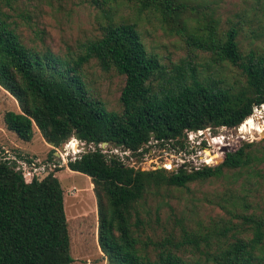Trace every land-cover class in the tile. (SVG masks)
Returning <instances> with one entry per match:
<instances>
[{"label": "trees", "instance_id": "trees-1", "mask_svg": "<svg viewBox=\"0 0 264 264\" xmlns=\"http://www.w3.org/2000/svg\"><path fill=\"white\" fill-rule=\"evenodd\" d=\"M15 1L0 0V86L19 107L6 111L4 119L25 141L37 129L52 146L49 160L67 135L76 132L85 145L121 143L119 147L136 156L149 150L152 139L158 146L186 148V131L236 127L251 116L254 106L264 103V51H242L239 28L231 25L219 32L218 20L211 15L204 27L190 22L188 0H92L105 13L106 22L101 34L77 54L54 51L43 40L41 45L26 43L16 20L23 12L17 10ZM115 2H134L139 10L156 12L163 23L209 50L216 65L237 68L238 80L230 83L223 76L202 75L191 61L183 59L168 68L157 53L147 49L135 23L112 19ZM91 57L105 70L114 69L123 76L118 108H110L90 84L84 65ZM248 147L227 153L220 164L192 170L184 164L170 172L159 170V176L168 185L184 187L193 180L220 176L225 167H250L256 156ZM19 154L15 155L24 157ZM62 167L86 174L94 184L99 243L113 263L264 264V258L254 251L263 240V220L248 216L245 220L252 224V239L237 238L209 248L203 251L205 258L184 257L187 245L200 247L199 239L185 227L179 238L165 237L156 243L154 254L136 253L132 223L144 224L136 201L143 197L144 181L152 179L151 172L138 171L118 154L94 144L42 179L20 169L13 159L0 160V264H71L64 191L55 175Z\"/></svg>", "mask_w": 264, "mask_h": 264}, {"label": "rangeland", "instance_id": "rangeland-1", "mask_svg": "<svg viewBox=\"0 0 264 264\" xmlns=\"http://www.w3.org/2000/svg\"><path fill=\"white\" fill-rule=\"evenodd\" d=\"M188 1L192 7L188 12L193 24L204 27L211 15L218 20L219 32L231 25L239 28L237 38L242 51L249 48L264 51V0ZM15 5L19 12H23L16 16L23 40L38 45L43 40L59 53L84 52L85 44L101 34L102 24L106 22L105 13L92 0H16ZM111 10L114 21L136 24L147 49L157 53L168 68L183 59L191 61L202 75L223 76L230 83L238 80L237 68L216 65L209 50L193 44L186 34L182 35L163 23L156 12L139 10L134 2L112 3ZM84 67L92 87L106 99L110 108H118L123 76L114 69L105 70L96 57H91ZM8 110L18 111L19 107L16 99L0 86V154L4 147L9 151V158L15 160L23 171L28 173L29 170V174L65 166L74 155L93 147L72 134L55 148L59 155L54 151L53 159L49 160L47 156L52 146L44 141L37 129L31 140L19 139L5 122L4 114ZM260 126L264 127V103L258 106L254 115L236 127L208 126L196 132L186 131L188 149L196 146L195 153L158 146L152 139L148 143L149 150L142 156L127 158L129 153L123 148L108 143L104 151L118 154L138 171L151 172L152 179L144 181L143 197L136 201L137 214L144 224L136 226L132 223L135 234L133 250L139 255L154 254L156 243L165 237L179 238L185 227L199 239L200 247L187 245L184 257L205 258L203 251L209 248L214 250L237 238L252 239V224L245 220L246 216L262 219L264 232V130L259 131ZM203 142L204 147L201 146ZM247 144L250 147L246 150L256 156L250 167H225L220 176L193 180L184 187L168 185L159 176V170L170 172L182 164L192 170L200 167L206 159L212 164H220L227 153ZM25 157L31 158L32 163ZM55 175L64 191L71 264H116V261L111 262L107 250L99 243V214L90 177L66 167L56 171ZM135 219L132 215L131 222ZM254 251L264 258V235Z\"/></svg>", "mask_w": 264, "mask_h": 264}, {"label": "built area", "instance_id": "built-area-1", "mask_svg": "<svg viewBox=\"0 0 264 264\" xmlns=\"http://www.w3.org/2000/svg\"><path fill=\"white\" fill-rule=\"evenodd\" d=\"M256 109H258V106H254V107H253V111H252V114H253V115H254V112H255ZM252 114H251V115H252ZM200 130H202V129H197V128H196L195 130L192 129V130H188V131H194V132H196V131H200ZM188 131H187V132H188ZM187 132H185V134H184V135H185V136H184V137H185V141H186V144H187V145H186V148H177V146H176V147H173L174 149L176 148L175 151H178V152H184V153H185V152H186V153H195V152H196V149H197V148H195L196 146H193V147H191L190 149H188V143H187L188 135H187ZM153 141H155V140H153ZM154 143H156V141H155ZM204 143H205V142H203V144H202L201 146L204 147V146H205ZM200 144H201V142L198 143V145H200ZM149 146H150V145H149ZM165 147L168 148L167 146H165ZM72 148H73V147H72ZM169 148L171 149L172 147H169ZM9 150H10V149H9ZM73 150H74V149H73ZM76 150H79V148H78L77 146H76ZM76 150H74V151H76ZM84 150H85V149H84ZM84 150H83V151H84ZM3 151H4V152H1V154H0V160L3 159V158H9V156H8L9 151L6 150L4 147H3ZM10 151H11V150H10ZM123 151L128 152L129 154H127V155H129V157L132 156V155H130L131 152H130L129 150H124V149H123ZM110 152H112V151H110ZM113 153H114V152H113ZM143 154H144V153H143ZM77 155H78V154L74 155V157H73L72 159H74ZM10 159H11V158H10ZM31 163H32V162H31ZM202 163H203V164H202ZM202 163H201V164L204 165V164H212L213 162H210L209 159H206V160H203ZM130 165H131V164H130ZM202 165H201V166H202ZM183 166H184V165L182 164L180 167H183ZM196 168H198V167H196ZM28 171H29V170H28ZM28 173H29V172H28ZM34 173L38 174V173H40V171H37V172L35 171Z\"/></svg>", "mask_w": 264, "mask_h": 264}, {"label": "water", "instance_id": "water-1", "mask_svg": "<svg viewBox=\"0 0 264 264\" xmlns=\"http://www.w3.org/2000/svg\"><path fill=\"white\" fill-rule=\"evenodd\" d=\"M195 129H196V128H194V130H195ZM236 129H237V128H236ZM71 135H72V134L69 133V134L67 135V138L70 137ZM74 136H75L77 139L81 140L80 137H79V133H78V132H76V133L74 134ZM184 136H185V135H184ZM93 144H94V147L100 146L101 148H104V147H106V145L108 144V142H107V141H102V142L95 141ZM116 145H117V146H120L121 143H116ZM55 154L59 155V153H58L57 151H55ZM28 172H29V171H28ZM48 174H49V171L46 170V171H43V172L38 173L37 175H39V179H42V178H44V177H45L46 175H48Z\"/></svg>", "mask_w": 264, "mask_h": 264}, {"label": "bare ground", "instance_id": "bare-ground-1", "mask_svg": "<svg viewBox=\"0 0 264 264\" xmlns=\"http://www.w3.org/2000/svg\"><path fill=\"white\" fill-rule=\"evenodd\" d=\"M258 129H259V131H263L264 130V127L260 126V127H258ZM73 172H75V171H73Z\"/></svg>", "mask_w": 264, "mask_h": 264}, {"label": "crops", "instance_id": "crops-1", "mask_svg": "<svg viewBox=\"0 0 264 264\" xmlns=\"http://www.w3.org/2000/svg\"><path fill=\"white\" fill-rule=\"evenodd\" d=\"M6 146H8V145H6ZM67 168V167H66Z\"/></svg>", "mask_w": 264, "mask_h": 264}]
</instances>
